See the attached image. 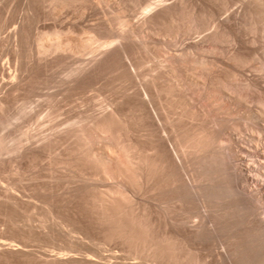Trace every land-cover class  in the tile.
Segmentation results:
<instances>
[{
    "label": "bare ground",
    "instance_id": "1",
    "mask_svg": "<svg viewBox=\"0 0 264 264\" xmlns=\"http://www.w3.org/2000/svg\"><path fill=\"white\" fill-rule=\"evenodd\" d=\"M0 264H264V0H0Z\"/></svg>",
    "mask_w": 264,
    "mask_h": 264
},
{
    "label": "rangeland",
    "instance_id": "2",
    "mask_svg": "<svg viewBox=\"0 0 264 264\" xmlns=\"http://www.w3.org/2000/svg\"><path fill=\"white\" fill-rule=\"evenodd\" d=\"M5 61V60H4Z\"/></svg>",
    "mask_w": 264,
    "mask_h": 264
}]
</instances>
